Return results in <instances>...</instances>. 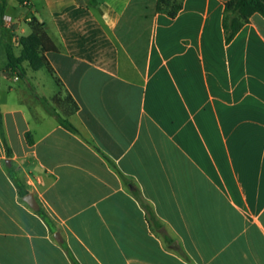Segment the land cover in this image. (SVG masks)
<instances>
[{
    "label": "crops",
    "instance_id": "crops-1",
    "mask_svg": "<svg viewBox=\"0 0 264 264\" xmlns=\"http://www.w3.org/2000/svg\"><path fill=\"white\" fill-rule=\"evenodd\" d=\"M228 1L171 18L156 0H7L15 33L35 18L57 51L46 88L8 68L22 46L0 30V264H72L63 244L80 264H264V18L228 43Z\"/></svg>",
    "mask_w": 264,
    "mask_h": 264
},
{
    "label": "trees",
    "instance_id": "trees-1",
    "mask_svg": "<svg viewBox=\"0 0 264 264\" xmlns=\"http://www.w3.org/2000/svg\"><path fill=\"white\" fill-rule=\"evenodd\" d=\"M184 0H156L155 12L164 13L171 18L177 16V14L183 8ZM7 9V0H0V30L4 25V16ZM259 14L264 18V0H229L225 5L224 13V29L226 33L227 42H231L236 34L242 29V27L250 21V18ZM29 26L31 28V34L21 39L22 51L20 56H16L12 48L7 49L8 68L13 72H18L20 75H25L23 68L24 63H28L29 67L34 71L46 69L49 73L54 75L46 53L56 52L57 48L46 33L43 25L35 18L30 20ZM60 84L59 80H56ZM65 100H71L72 109L71 113L76 112L78 109L76 103H74L70 96H67ZM60 101V95H57L52 102L57 103ZM44 109L55 116L58 122L65 128L77 132L76 128L67 119L56 111V107L47 99L41 100ZM70 114V113H69ZM68 114V115H69ZM67 115V116H68ZM11 179L16 184L20 195L22 197L28 194V191L23 190L20 179L13 173V170H9ZM134 195L138 198L142 206L145 208L148 216V220L156 221V215L149 203L145 201L139 190H134ZM42 219L49 225L50 218L48 214L40 209L37 212ZM72 264H80L74 257L70 249L63 244Z\"/></svg>",
    "mask_w": 264,
    "mask_h": 264
},
{
    "label": "water",
    "instance_id": "water-1",
    "mask_svg": "<svg viewBox=\"0 0 264 264\" xmlns=\"http://www.w3.org/2000/svg\"><path fill=\"white\" fill-rule=\"evenodd\" d=\"M9 166H11L10 161L7 162ZM24 201L34 210V211H39L40 210V206L35 198V196L33 194H27L26 196H24ZM55 238L59 241L62 242V237L60 236V234H56Z\"/></svg>",
    "mask_w": 264,
    "mask_h": 264
},
{
    "label": "built area",
    "instance_id": "built-area-1",
    "mask_svg": "<svg viewBox=\"0 0 264 264\" xmlns=\"http://www.w3.org/2000/svg\"><path fill=\"white\" fill-rule=\"evenodd\" d=\"M17 23H18L17 19H15L11 16H5L4 17V27L12 30L14 32L16 43L21 46V38L14 31V27Z\"/></svg>",
    "mask_w": 264,
    "mask_h": 264
},
{
    "label": "rangeland",
    "instance_id": "rangeland-1",
    "mask_svg": "<svg viewBox=\"0 0 264 264\" xmlns=\"http://www.w3.org/2000/svg\"><path fill=\"white\" fill-rule=\"evenodd\" d=\"M20 4H25L26 0H17ZM15 52L18 53V50L15 49ZM43 77H44V81H45V84H46V88L47 87H51V85H53V81L51 79V76L50 74L44 69L43 70ZM59 106V105H58Z\"/></svg>",
    "mask_w": 264,
    "mask_h": 264
}]
</instances>
